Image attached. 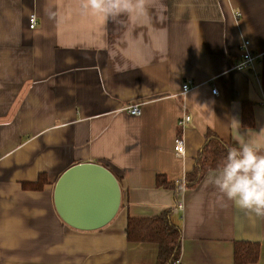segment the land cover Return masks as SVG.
<instances>
[{"label":"crops","instance_id":"0c3cea01","mask_svg":"<svg viewBox=\"0 0 264 264\" xmlns=\"http://www.w3.org/2000/svg\"><path fill=\"white\" fill-rule=\"evenodd\" d=\"M121 2L131 8L105 16L81 0H0V264H156L158 246L129 242L125 228L168 208L181 264H234L235 242L257 243L264 264V217L220 199L208 172L177 196L156 186L183 181L207 132L264 153V0ZM244 40L257 57L237 71ZM81 163L120 188L115 217L94 231L69 227L53 204L58 178ZM40 175L41 190L22 187Z\"/></svg>","mask_w":264,"mask_h":264},{"label":"trees","instance_id":"16d2710c","mask_svg":"<svg viewBox=\"0 0 264 264\" xmlns=\"http://www.w3.org/2000/svg\"><path fill=\"white\" fill-rule=\"evenodd\" d=\"M241 124L244 127L253 126L251 104H243L241 109ZM227 146H232L211 132H207L205 141L198 151L192 169L187 172L183 181L169 183L162 176L156 177L158 188L170 189L174 196L182 189H193L204 175L220 165L227 154ZM260 154H264L260 152ZM46 177L40 175L36 182L23 183L24 189L41 190ZM118 182V180H117ZM174 208L162 211L151 218H128L125 228L127 240L131 243H154L158 246L156 264H175L179 261L181 252V230L172 222ZM259 257V245L250 242L234 243V264H254Z\"/></svg>","mask_w":264,"mask_h":264},{"label":"water","instance_id":"95a60500","mask_svg":"<svg viewBox=\"0 0 264 264\" xmlns=\"http://www.w3.org/2000/svg\"><path fill=\"white\" fill-rule=\"evenodd\" d=\"M53 204L59 218L79 231L106 226L120 206V188L105 167L94 163L76 164L58 178Z\"/></svg>","mask_w":264,"mask_h":264},{"label":"clouds","instance_id":"9594fccd","mask_svg":"<svg viewBox=\"0 0 264 264\" xmlns=\"http://www.w3.org/2000/svg\"><path fill=\"white\" fill-rule=\"evenodd\" d=\"M81 12L113 15L131 6L121 0H81ZM205 184H211L219 198L256 217H264V154L246 142L227 146V154L215 169H210Z\"/></svg>","mask_w":264,"mask_h":264},{"label":"built area","instance_id":"2783aa9c","mask_svg":"<svg viewBox=\"0 0 264 264\" xmlns=\"http://www.w3.org/2000/svg\"><path fill=\"white\" fill-rule=\"evenodd\" d=\"M29 29L33 30L37 26V16L35 14H31L28 18ZM240 59L233 65V69L237 71H244V70H253L256 55L253 54V52L250 50L249 42L248 41H242L241 44L238 47ZM189 89V82H186L182 85V93L187 92ZM213 94L217 93L216 89L212 90ZM128 114L132 116H139L141 111L140 107L137 104H131L129 106H126L124 109ZM190 117L189 116H183L180 118L177 122V126L184 127L187 123H189ZM174 153L177 157L183 156L184 153V146H183V140L181 137H177L174 141V147H173ZM175 264H181L180 261H176Z\"/></svg>","mask_w":264,"mask_h":264}]
</instances>
